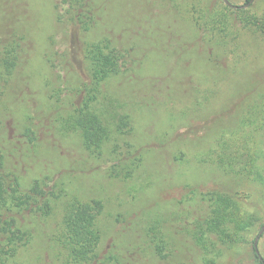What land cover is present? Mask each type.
Segmentation results:
<instances>
[{"label":"trees","instance_id":"1","mask_svg":"<svg viewBox=\"0 0 264 264\" xmlns=\"http://www.w3.org/2000/svg\"><path fill=\"white\" fill-rule=\"evenodd\" d=\"M241 26L264 41V0H0V264L39 236L52 264H226L249 244L235 264H264L245 205L247 187L264 201V67L224 106L248 53L264 59ZM164 184L180 197L160 201Z\"/></svg>","mask_w":264,"mask_h":264},{"label":"rangeland","instance_id":"2","mask_svg":"<svg viewBox=\"0 0 264 264\" xmlns=\"http://www.w3.org/2000/svg\"><path fill=\"white\" fill-rule=\"evenodd\" d=\"M232 3L240 5V4H244L245 0H230ZM260 4H258L259 6ZM250 7V6H248ZM245 7V8H248ZM234 8V7H232ZM238 9V8H235ZM262 11V5L261 8L259 6V8L255 7V9L253 8V12L255 14H257L258 12ZM240 31L239 34L235 35L236 36V40H248V43H251L252 40H256L257 42V46H259L260 48H263L264 50V41L262 40V37L260 35H258L257 33H254L252 30L245 28L243 26L240 27L239 29ZM237 31V30H236ZM120 35V34H119ZM224 40H227L226 38ZM33 42V41H32ZM235 43V42H234ZM30 46H32V43H30ZM33 47H34V42H33ZM242 50V49H241ZM259 50V48H258ZM249 51V48H248ZM255 53V52H253ZM251 51V55L248 53V59L247 61L243 62V65L241 66L240 71L236 74L233 73L230 77V79H226L225 84H224V93L226 92V98H224V106L226 107L227 104L231 105L233 103L234 100H230L227 97V94H229L228 90L229 88L232 86V83L235 81V79H243V77L247 76V73H249L251 70H256L258 68H263L264 67V59H258V57H256V53L253 54ZM232 54L231 56L233 57ZM230 56L226 57L224 56V65L226 66V59L227 61H230V58H232ZM235 59V61H233L231 64H235L236 62V58L233 57ZM245 63V64H244ZM234 72V71H233ZM234 86V85H233ZM26 86L25 84H23V89H25ZM230 118L231 116H229V113L227 112L224 116V127H230L232 124H230ZM230 124V125H229ZM9 126L11 127V122L9 123ZM154 168H157L154 167ZM165 171H161L160 174L164 173ZM169 174L170 175H174V170H169ZM210 178L209 176H202V181L201 184L204 186H213L216 182H214L212 179H208ZM224 182L227 184H233L234 181H231L230 177L228 176H224ZM87 181H83L82 185H87L86 184ZM154 187V186H153ZM246 192H248V198L247 200H249L247 202V204H245L247 207L254 209L257 208L260 210V215L264 216V201L263 198L260 194V191L258 188L255 187H247L245 188ZM154 190L156 191V187H154ZM174 197H180L179 195V189L177 190L176 187H171L167 184H164L163 189L161 191L160 197L158 198L160 201L165 202L171 198ZM258 199V200H257ZM257 200V201H256ZM142 201L144 202L145 200L142 199ZM108 206L106 208L105 214L102 216L101 218V227L103 230V234H104V240L102 242V246H101V251L103 253H105L109 248H111L113 239H114V235L115 233L120 230L121 228V223L123 224L122 221V215H119L121 211L125 210L124 204L122 203V200L119 198H114L110 201L107 202ZM260 203V204H259ZM141 203H138V205H140ZM165 205V204H163ZM60 218H61V213L57 212L53 215V217L50 219L49 221V226H50V230L53 231L57 228L59 222H60ZM261 229V228H260ZM260 229L258 231H256L255 236L256 237L258 232L260 231ZM45 238L47 237H37L36 241L31 245V246H27L25 248H23L19 254L16 256V262L15 264H52L53 260L52 259V255L50 253V246H47V240H45ZM252 245H246L245 247L239 246L238 248H236L235 251L233 252H228L226 254V256L224 257V255L222 256V263H224V261H227L228 259V263L229 264H235V262H237V257L239 255H241V253H243L245 250L248 252H251V247ZM258 248L259 251L261 253L262 256H264V232L261 235L259 242H258ZM226 262V264H228ZM250 260H246L245 262H243V264H249Z\"/></svg>","mask_w":264,"mask_h":264},{"label":"water","instance_id":"3","mask_svg":"<svg viewBox=\"0 0 264 264\" xmlns=\"http://www.w3.org/2000/svg\"><path fill=\"white\" fill-rule=\"evenodd\" d=\"M224 2L231 6V7H234V8H245V7H248L250 6L254 0H249L248 2H245L244 4H240V5H237V4H234L232 3L230 0H224ZM264 232V224L262 225L260 231L258 232L257 236L255 237V240H254V246L256 248V251L261 255L260 251H259V248H258V242H259V239L261 237V235L263 234Z\"/></svg>","mask_w":264,"mask_h":264}]
</instances>
